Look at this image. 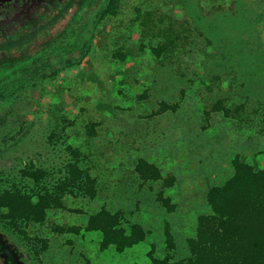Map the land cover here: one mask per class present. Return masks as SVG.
<instances>
[{"label": "rangeland", "instance_id": "374dc122", "mask_svg": "<svg viewBox=\"0 0 264 264\" xmlns=\"http://www.w3.org/2000/svg\"><path fill=\"white\" fill-rule=\"evenodd\" d=\"M110 2L96 1L60 54L0 87V190L54 188L74 161L98 189L95 198L65 194V208L48 210L26 236L0 222V264H41L36 251L44 264H152V248L167 253L168 226L176 262L189 255L198 217L211 212L207 191L232 174L234 156L264 166V0H119L113 15ZM170 29L187 38L157 57ZM220 98L245 104L247 120L207 118ZM140 158L174 184L141 179ZM29 168L46 172L39 184ZM162 189L174 210L158 199ZM102 207L142 224L146 239L102 249L100 234L85 229Z\"/></svg>", "mask_w": 264, "mask_h": 264}, {"label": "trees", "instance_id": "16d2710c", "mask_svg": "<svg viewBox=\"0 0 264 264\" xmlns=\"http://www.w3.org/2000/svg\"><path fill=\"white\" fill-rule=\"evenodd\" d=\"M118 5L119 0H111L105 13L117 14ZM163 36L164 40L152 49L157 57L174 51L187 38L173 29L163 33ZM116 56L123 60L126 57L122 53ZM167 108L169 105L164 103L159 111ZM213 112L247 120L246 105L227 103L225 98L218 99L206 110L207 118ZM94 130V127H89V134L95 135ZM76 155L79 156L80 152ZM232 166V174L207 191L205 197L211 212L198 217L196 232L187 239L189 255L173 262L177 243L168 226L165 231L167 253L158 257L155 248H152L148 253L152 264H264V166L256 167L240 154L234 156ZM68 167V175L54 188L43 187L36 193L12 188L0 190V222L26 236L25 227L44 222L48 210L65 208V194L95 198L98 194L97 182L89 170L82 168L78 161L71 162ZM135 170L144 181L163 180V188L175 181L172 175L164 177L158 166L145 158L137 161ZM23 172L37 184L46 176L42 168H29ZM157 196L166 208L174 210L175 206L163 189ZM54 229L58 232L80 230L79 227L61 225ZM85 229L100 234L102 249L113 247L119 252L141 243L148 235L142 224L127 219L123 211L113 212L106 207L88 216ZM36 240L35 245L48 247L47 239ZM36 253L37 259L44 264L39 258L40 252Z\"/></svg>", "mask_w": 264, "mask_h": 264}, {"label": "flooded vegetation", "instance_id": "af4514ba", "mask_svg": "<svg viewBox=\"0 0 264 264\" xmlns=\"http://www.w3.org/2000/svg\"><path fill=\"white\" fill-rule=\"evenodd\" d=\"M97 0H17L0 8V86L60 54Z\"/></svg>", "mask_w": 264, "mask_h": 264}, {"label": "water", "instance_id": "95a60500", "mask_svg": "<svg viewBox=\"0 0 264 264\" xmlns=\"http://www.w3.org/2000/svg\"><path fill=\"white\" fill-rule=\"evenodd\" d=\"M17 0H0V8L16 2Z\"/></svg>", "mask_w": 264, "mask_h": 264}]
</instances>
